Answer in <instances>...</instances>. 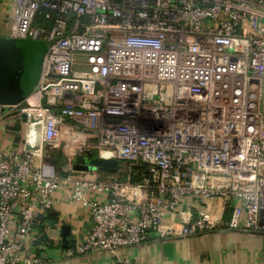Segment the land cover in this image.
Instances as JSON below:
<instances>
[{"label":"built area","instance_id":"2783aa9c","mask_svg":"<svg viewBox=\"0 0 264 264\" xmlns=\"http://www.w3.org/2000/svg\"><path fill=\"white\" fill-rule=\"evenodd\" d=\"M0 35L46 46L34 101L0 112L20 137L0 150V264H43L36 229L58 189L91 222L66 258L264 232V0H0ZM62 131L95 140L72 147ZM47 146L63 156L56 172ZM76 150L138 178L75 170ZM216 200L228 212L217 225L203 208Z\"/></svg>","mask_w":264,"mask_h":264},{"label":"crops","instance_id":"0c3cea01","mask_svg":"<svg viewBox=\"0 0 264 264\" xmlns=\"http://www.w3.org/2000/svg\"><path fill=\"white\" fill-rule=\"evenodd\" d=\"M0 120V150H3L15 139L16 129L11 121ZM45 150L50 154L53 146H47ZM62 161L60 154L43 157L45 172H56ZM95 198L103 199V196L95 195ZM203 208L212 223L226 222L228 212L220 201H206ZM90 225L88 215L70 200L67 192L58 189L52 210L45 217L43 226L36 229L48 242L45 248L38 250L43 264H116L120 257L129 258L132 264H264L263 231H231L220 227L195 236L154 240L147 245L115 252L64 257L66 248L86 238ZM62 227L68 228L65 245H62Z\"/></svg>","mask_w":264,"mask_h":264},{"label":"water","instance_id":"95a60500","mask_svg":"<svg viewBox=\"0 0 264 264\" xmlns=\"http://www.w3.org/2000/svg\"><path fill=\"white\" fill-rule=\"evenodd\" d=\"M28 40L11 39L0 35V112L5 107L18 106L30 96L35 87L40 69L42 55L33 57L27 45ZM31 41V40H29ZM23 122L26 121L21 115ZM19 136L14 142L18 143ZM25 150H30L28 144H24ZM57 162V161H56ZM72 168L75 170H101L109 174H120L121 164L112 158H97L88 154L80 155L76 150L72 157ZM264 210L259 212V225L264 227ZM62 245L66 244L68 228L62 227ZM264 235V234H263Z\"/></svg>","mask_w":264,"mask_h":264},{"label":"trees","instance_id":"16d2710c","mask_svg":"<svg viewBox=\"0 0 264 264\" xmlns=\"http://www.w3.org/2000/svg\"><path fill=\"white\" fill-rule=\"evenodd\" d=\"M35 23L42 24L43 23L42 17L41 16L36 17ZM27 45H28V50L33 57L39 58L42 55L43 49L41 47V42L28 40ZM20 105H23V103H21ZM15 129L17 128L15 127ZM60 137H61L62 142H68L72 147H75L77 144L82 143V142L95 140L94 137L89 136V135L72 134L66 131H62ZM56 154H57V151H54V152L52 151L50 154L47 153L46 151L44 153L45 156H50V157L55 156ZM115 177L117 179H124V180L127 179L128 181H135L138 178V174L136 173V166L134 164L126 163L125 172L116 174Z\"/></svg>","mask_w":264,"mask_h":264},{"label":"bare ground","instance_id":"6f19581e","mask_svg":"<svg viewBox=\"0 0 264 264\" xmlns=\"http://www.w3.org/2000/svg\"><path fill=\"white\" fill-rule=\"evenodd\" d=\"M28 101L29 102H33L34 101V97H29L28 98ZM35 125H38V124H35ZM29 126H32V124H30ZM39 129V128H38ZM27 132L28 133H31V127H28L27 128ZM34 139L35 141L37 142V144L39 143L40 141V133H39V130H37L35 133H34Z\"/></svg>","mask_w":264,"mask_h":264},{"label":"rangeland","instance_id":"374dc122","mask_svg":"<svg viewBox=\"0 0 264 264\" xmlns=\"http://www.w3.org/2000/svg\"><path fill=\"white\" fill-rule=\"evenodd\" d=\"M41 47H42V49L46 48V46H45V44L43 42H41ZM56 155L58 156V153ZM62 158H63V156H62ZM103 175H105V174H103ZM108 175H110V174H108ZM108 175H105V176H108ZM114 175H111V176H108V177H115Z\"/></svg>","mask_w":264,"mask_h":264}]
</instances>
